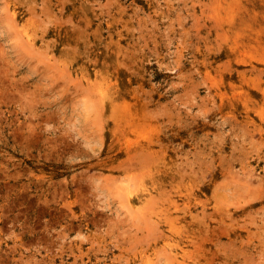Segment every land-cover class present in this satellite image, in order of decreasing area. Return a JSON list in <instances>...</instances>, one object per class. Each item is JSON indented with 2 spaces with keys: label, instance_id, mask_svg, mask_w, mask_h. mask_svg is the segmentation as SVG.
<instances>
[{
  "label": "rangeland",
  "instance_id": "rangeland-1",
  "mask_svg": "<svg viewBox=\"0 0 264 264\" xmlns=\"http://www.w3.org/2000/svg\"><path fill=\"white\" fill-rule=\"evenodd\" d=\"M0 264H264V0H0Z\"/></svg>",
  "mask_w": 264,
  "mask_h": 264
},
{
  "label": "bare ground",
  "instance_id": "bare-ground-1",
  "mask_svg": "<svg viewBox=\"0 0 264 264\" xmlns=\"http://www.w3.org/2000/svg\"><path fill=\"white\" fill-rule=\"evenodd\" d=\"M15 21V20H14ZM17 34V33H16ZM17 35H19V34H17ZM19 37V36H18ZM36 51V50H35ZM93 104H94V102H93ZM142 214V213H141Z\"/></svg>",
  "mask_w": 264,
  "mask_h": 264
}]
</instances>
